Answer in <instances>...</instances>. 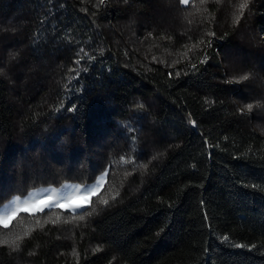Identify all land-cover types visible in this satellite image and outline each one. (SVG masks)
<instances>
[{
    "label": "trees",
    "instance_id": "obj_1",
    "mask_svg": "<svg viewBox=\"0 0 264 264\" xmlns=\"http://www.w3.org/2000/svg\"><path fill=\"white\" fill-rule=\"evenodd\" d=\"M102 173L0 264H264V0H0V206Z\"/></svg>",
    "mask_w": 264,
    "mask_h": 264
},
{
    "label": "snow or ice",
    "instance_id": "obj_2",
    "mask_svg": "<svg viewBox=\"0 0 264 264\" xmlns=\"http://www.w3.org/2000/svg\"><path fill=\"white\" fill-rule=\"evenodd\" d=\"M181 4L187 5L189 3V0H179ZM245 4H241L240 8L241 10L245 7ZM83 51V50H81ZM247 76L241 77V79H247ZM248 110H251L252 105H247ZM104 181V176L102 175L99 178V181L92 185L84 186L83 188L80 185L71 186V191L65 193V194H58L55 189H51V195L47 196L43 199L42 202H38L35 199H33L36 196V193H29V198L25 199L23 201L24 204V211H29L30 208H34L37 212H44L45 208H69L71 212L76 213L77 209L83 208L85 205L81 203H71V201L75 199H82L85 201V203L90 201V198L92 196H95L98 194L99 190L102 188ZM65 188H68V185L64 186ZM119 193H115V195L112 196V199H115V196ZM53 197H56V199H53ZM100 203L107 204L108 200L106 198H102L99 201ZM16 204V208L9 210V205L5 204L3 206V214H0V226L3 228L9 227V221L17 214L18 211H20V198L17 197L14 201ZM95 209H93L94 211ZM91 214V213H88ZM79 219H83V214H80L78 216ZM46 222H53L56 221H46ZM40 221L37 219L36 224L39 225ZM20 239V236L15 237L10 242L4 241V243H9L11 247L17 249L19 247L18 241ZM226 239V238H225Z\"/></svg>",
    "mask_w": 264,
    "mask_h": 264
},
{
    "label": "rangeland",
    "instance_id": "obj_3",
    "mask_svg": "<svg viewBox=\"0 0 264 264\" xmlns=\"http://www.w3.org/2000/svg\"><path fill=\"white\" fill-rule=\"evenodd\" d=\"M189 1H190V0H189ZM180 4H181V3H180ZM181 5L184 6V4H181ZM102 175L104 176V181H103V185H104L105 180H106V176H105V173H102L101 175H99V176L96 178L95 181H93L92 183H89V184H83V185H82V184H75V183H64V184H61L60 186H57V187H45V188L34 189V190H31L29 193H36V196H35L33 199H35V200L38 201V202H42L44 198H46L47 196H50V195H51V191H50L51 189H55V190L57 191L58 194H61V195H62V194H65V193L71 191V186L80 185V186L83 188L84 186L95 184V183H97V182L99 181V178H100ZM65 185H68L69 187H68V188H65V187H64ZM103 185H102V187H103ZM101 189H102V188H101ZM101 189H100V190H101ZM100 190H99V192H100ZM29 193L26 194L25 196H21V197H19V198H20V211H18L17 214L20 213V212H25V213H37V211H35L34 208H30L29 211H24V210H23L24 207H25L24 204H23V201H24L25 199H28V198H29ZM92 197H93V196H92ZM16 198H17V197H13V198H11V199L6 203L7 205H9V210L15 209V208L17 207L16 204L14 203V201H15ZM53 199H56V197H53ZM90 199H91V198H90ZM71 203H81V204H84L85 206H87L89 202L85 203V201L82 200V199H75V200L71 201ZM4 205H5V204H4ZM4 205H1V206H0V214H3V206H4ZM85 206H84V207H85ZM84 207H83V208H84ZM52 208H55V207H52ZM83 208L77 209L76 212L82 210ZM47 209H50V208H45V210H47ZM60 209H62V210H67V211H71L69 208H60ZM17 214H16V215H17ZM16 215H15V216H16ZM11 220H12V219H11ZM11 220L9 221V223L11 222Z\"/></svg>",
    "mask_w": 264,
    "mask_h": 264
}]
</instances>
